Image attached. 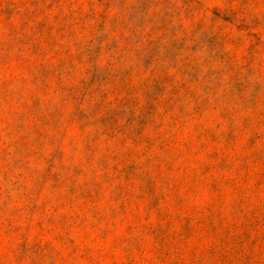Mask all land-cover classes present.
<instances>
[{
	"label": "rangeland",
	"instance_id": "374dc122",
	"mask_svg": "<svg viewBox=\"0 0 264 264\" xmlns=\"http://www.w3.org/2000/svg\"><path fill=\"white\" fill-rule=\"evenodd\" d=\"M0 264H264V0H0Z\"/></svg>",
	"mask_w": 264,
	"mask_h": 264
}]
</instances>
